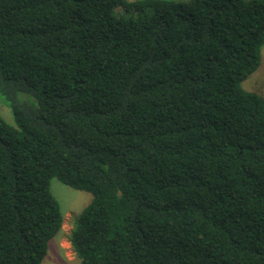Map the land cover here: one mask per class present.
Wrapping results in <instances>:
<instances>
[{
    "label": "trees",
    "instance_id": "16d2710c",
    "mask_svg": "<svg viewBox=\"0 0 264 264\" xmlns=\"http://www.w3.org/2000/svg\"><path fill=\"white\" fill-rule=\"evenodd\" d=\"M264 0H0V264H40L50 180L90 193L79 264H264Z\"/></svg>",
    "mask_w": 264,
    "mask_h": 264
},
{
    "label": "rangeland",
    "instance_id": "374dc122",
    "mask_svg": "<svg viewBox=\"0 0 264 264\" xmlns=\"http://www.w3.org/2000/svg\"><path fill=\"white\" fill-rule=\"evenodd\" d=\"M261 57L258 67L241 83L244 89L264 94V42L261 46ZM0 115L12 125H15L10 107L0 93ZM50 191L57 199L62 210L63 220L57 236L51 238L40 264H79L69 241V233L74 219L91 198L86 191L75 190L56 178L50 180Z\"/></svg>",
    "mask_w": 264,
    "mask_h": 264
}]
</instances>
